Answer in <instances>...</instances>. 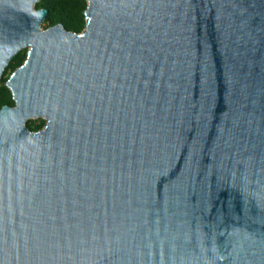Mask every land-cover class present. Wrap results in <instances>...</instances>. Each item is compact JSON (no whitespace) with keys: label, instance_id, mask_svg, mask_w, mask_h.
<instances>
[{"label":"water","instance_id":"obj_1","mask_svg":"<svg viewBox=\"0 0 264 264\" xmlns=\"http://www.w3.org/2000/svg\"><path fill=\"white\" fill-rule=\"evenodd\" d=\"M39 1L0 0V264H264V0Z\"/></svg>","mask_w":264,"mask_h":264},{"label":"trees","instance_id":"obj_2","mask_svg":"<svg viewBox=\"0 0 264 264\" xmlns=\"http://www.w3.org/2000/svg\"><path fill=\"white\" fill-rule=\"evenodd\" d=\"M36 8H47L48 15L42 26H49L62 23L67 30L81 33L87 22L86 18V0H40L36 4ZM27 56V49L21 50L9 63L0 79V109L3 106L14 105L12 92L6 85L10 75L23 64ZM46 121L44 119H32L27 122V126L33 130H40L44 127Z\"/></svg>","mask_w":264,"mask_h":264}]
</instances>
